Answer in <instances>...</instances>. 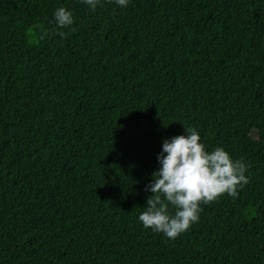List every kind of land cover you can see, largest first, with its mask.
Instances as JSON below:
<instances>
[{
  "label": "trees",
  "instance_id": "1",
  "mask_svg": "<svg viewBox=\"0 0 264 264\" xmlns=\"http://www.w3.org/2000/svg\"><path fill=\"white\" fill-rule=\"evenodd\" d=\"M184 127L249 182L169 239L138 217ZM0 264H264V0H0Z\"/></svg>",
  "mask_w": 264,
  "mask_h": 264
},
{
  "label": "clouds",
  "instance_id": "2",
  "mask_svg": "<svg viewBox=\"0 0 264 264\" xmlns=\"http://www.w3.org/2000/svg\"><path fill=\"white\" fill-rule=\"evenodd\" d=\"M83 2L92 11L100 4V0ZM115 3L126 7L129 0ZM53 17L54 26L43 29V36L55 35L58 28L74 23L72 12L65 7H58ZM59 35L63 38L66 33L61 31ZM185 133L163 140L157 157L161 167L152 173L153 179L146 186L152 195L147 197L138 217L146 229L169 239H176L199 221L201 205L218 201L225 194L236 198L238 190L249 182L245 175L248 166L243 159H233L220 146L206 150L193 127L185 128Z\"/></svg>",
  "mask_w": 264,
  "mask_h": 264
}]
</instances>
